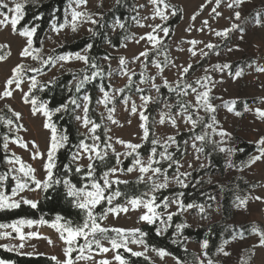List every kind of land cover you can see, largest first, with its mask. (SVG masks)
Returning a JSON list of instances; mask_svg holds the SVG:
<instances>
[{"label":"snow or ice","instance_id":"1","mask_svg":"<svg viewBox=\"0 0 264 264\" xmlns=\"http://www.w3.org/2000/svg\"><path fill=\"white\" fill-rule=\"evenodd\" d=\"M89 0H66L62 9L63 19L58 13L61 9L53 7L48 14L49 31L60 35L65 30L76 33L85 24L93 40L100 36H106L99 29L126 30V21L114 16L110 23L102 22L103 14L93 13L87 10ZM209 3L212 0H208ZM249 0H230L227 3L229 9H240ZM123 0H115V5L120 6ZM152 5V20L159 19V24L145 25L138 16L131 19L139 27H148L151 31L141 35L138 39L135 34L124 37V40H133L139 44L145 41L144 51L132 57L129 61L126 57L119 58L118 70L114 73L111 69V56L104 55L97 58L91 55L94 42L87 43L83 49L75 52L44 54V40H39L36 46L38 30L45 20V14L39 9L43 7L41 0H0V30L10 26L13 35L24 39L25 43L20 51V57L35 61L38 67H31L21 62L11 70V75L6 79L0 101L13 97L14 92L22 93L23 103L30 105L33 116L40 115L44 118L43 128L48 131V147L46 152H41L35 141H25L19 135L21 131H27L20 123L21 113L5 105L12 118L0 116V123L8 128V132L0 134V149L3 150V162L7 166L0 171V212L14 211L22 206L38 209L39 201L30 198L27 193H43L44 198L55 193L67 199L70 205L78 210L79 221L70 217L57 215L53 221L41 217L39 220L20 217L9 223H0V240H18L19 244H0V248L8 252H18L26 246V242L32 238H44L49 244L53 241L48 237H41L33 228L49 226L56 231L63 245L64 259L61 261L53 256L51 259L55 264H132V258H142L148 264L155 261L148 255L154 253L161 261L165 257H171L175 264H219L213 259L216 257H229L232 253L228 246L237 239H245V230L229 226L230 236L223 238L215 251L211 252L210 238L200 241V252L193 254V259L188 261L174 255L167 248L149 243V232L139 227L123 228L105 226L109 216L118 218L128 215L130 212L137 213V223L145 224L154 230V234L160 238H167L174 245L182 247L187 253L188 237L184 235L185 229L191 227L186 214L195 210L201 220L208 218V209L211 204L197 203L195 200L186 202V196H190L186 190L197 188L203 181L193 178V172L203 170L210 166L202 162L209 160L213 152L223 153L232 157L237 151H244L230 145L232 134L224 129L217 119L218 107H225L236 116L242 115L234 111L233 101H225L222 105L213 103L215 99H222L213 95V89L218 82L210 75V72L228 74L233 78L243 75V69L232 73L231 65L228 63H217L205 68V75L189 82L187 76L193 65H177L169 60L166 52H161L164 47V39L170 33L167 21L170 17L177 15V10L168 0H148ZM222 0H215L212 12L216 16L221 13L217 11ZM102 6V0L100 3ZM139 5L138 7H143ZM204 5H201V11ZM35 10V14L28 19L29 10ZM135 11L136 8L134 7ZM99 15L100 19L96 16ZM199 12L192 16L196 19ZM264 14H255V25L264 27ZM236 21L241 19V11H234ZM23 22V23H22ZM203 26H208V21H203ZM201 31L203 28L200 29ZM243 29L238 23H232L229 27L215 31L217 37L227 39L233 31ZM160 33H163L161 36ZM241 39L243 36L241 35ZM111 45V40L105 41ZM191 47L188 51L193 57L198 53L207 57L209 52L219 55L217 45L209 42L204 49L196 46L202 41H188ZM62 46V45H61ZM127 47V43L122 44ZM7 44L0 45V52L9 48ZM183 51V49H179ZM233 51L232 48L228 49ZM152 52L157 56L163 54V60L153 58L149 60ZM7 54H0V62L7 59ZM143 58V59H142ZM100 59L108 62L107 71L100 63ZM79 62L83 65L78 71L69 69L71 79L64 85H60L65 92L62 102L53 104L51 98H43L45 92H49L59 84V77L53 76L47 81L40 77L57 65L64 68L65 65ZM139 62L140 71L137 73L129 67V64ZM156 69L151 73L149 68ZM175 67L178 70L177 78L169 80L165 75L167 68ZM255 71L264 73V66L256 61L248 64ZM126 77V83L122 87H115L112 83L113 75ZM27 81L28 90L24 91L22 85ZM107 81V83H105ZM159 81V82H157ZM95 87L99 95L94 99L91 89ZM136 97V98H134ZM191 97V99H189ZM137 98L139 103H137ZM261 102H264L262 99ZM123 106L124 112L129 117H137L139 120V143L126 141L119 137H113L112 125L123 127L117 118V104ZM159 106V119L152 117L150 106ZM99 119L93 113L97 109ZM245 111H254L256 117L264 121V108L250 109L247 102L244 104ZM67 121V123H63ZM107 121V123H105ZM132 123L131 119L127 120ZM78 125V138L75 142L71 140L69 125ZM169 126L173 130L163 136L159 135L156 127ZM183 126V132L181 127ZM84 129V131H80ZM13 133H16L13 135ZM184 135L187 138H182ZM252 143V142H250ZM10 144H14L31 153L32 160L43 161L41 170L43 177H38L37 169L26 162L21 156L11 150ZM31 144V149L29 148ZM254 153L246 161H242L237 167L231 159L226 162L227 168H237L243 171L250 168L258 161H264V136L254 142ZM116 145H120L122 151H117ZM147 146V154L143 151ZM211 146L212 152L206 148ZM191 149V152L189 151ZM68 153V161L60 163V153ZM191 156L188 160L186 157ZM87 161V164L82 161ZM193 161L196 162L194 165ZM127 162V166H125ZM183 169V170H182ZM136 173L135 180L121 179L122 176ZM74 177L78 180L74 181ZM209 183L211 181H208ZM121 185L124 188H121ZM133 185L135 191L128 189ZM141 185L143 186L141 188ZM255 200L264 202V197L256 196ZM208 201H215L216 197L207 196ZM249 197L236 196L233 201L237 209H246ZM97 209H100L99 211ZM28 229V231H25ZM226 231L228 229H225ZM209 235L211 229L208 230ZM249 235L258 237V243L251 249H245L247 255H241L238 264H251L255 256L256 248H264V229L255 225L251 226ZM133 246L136 249L134 250ZM112 253L109 257L107 254ZM25 254V253H19ZM127 254V255H126ZM33 255V253H26ZM97 257H101L97 259ZM0 264H12L11 261L0 259Z\"/></svg>","mask_w":264,"mask_h":264},{"label":"rangeland","instance_id":"2","mask_svg":"<svg viewBox=\"0 0 264 264\" xmlns=\"http://www.w3.org/2000/svg\"><path fill=\"white\" fill-rule=\"evenodd\" d=\"M43 1L46 0H41V2ZM133 1L136 8V16H138L142 23L145 25L161 23L158 18L155 20H152L151 18L144 19L145 17H151L152 14V5L148 3V0ZM169 2L182 9V21L175 28L173 36L168 42V50L163 52H166L169 60L174 61L177 65L187 66L189 63L193 65V68L187 76L189 82L205 75L204 69H210L212 65L217 63L230 64V71L232 73H235V71L239 69H243V75L239 78H233V76H230L228 74L229 70H225L224 73L210 72V75L215 81L222 80V82L216 83L213 89V95L222 99H215L213 103L216 105H222L225 101L235 100L236 103L233 106L234 111H239L242 115L236 116L234 112H229L227 108L218 107L216 113L217 119L223 125L224 129L232 134V140L230 141L231 146L234 147V145L240 140L249 143L252 142L254 144L256 140L261 136H264V121L259 120L254 111H245L244 104L247 102L250 109L264 108V102H261L262 99H264V73L255 71L254 67L235 65L244 60H250V63L256 61L260 66H264V27H257L254 22L255 14L257 12L264 14V0H249V2L245 3L240 9H229L226 5L230 0H222L220 7L217 9V11L221 13L220 16H216V14L212 12V9L216 7L215 0H212L211 3H209L208 0H169ZM100 3L101 0H89L87 10L97 14H104L115 6V0H102V6H100ZM139 5L144 6L138 7ZM201 5H204L202 11ZM236 10L241 11V19L239 21H236L234 18V11ZM197 12H199V15H197L196 19L193 21L191 18ZM172 17H170L169 20ZM96 18L100 19V16L97 15ZM262 19H264V17H262ZM205 20L208 21L207 27L203 26V21ZM232 23H238L243 29V32L241 33L239 30L233 31L229 34L227 39L215 35V31L223 30L229 27ZM89 27L92 26L85 24L76 33L65 30L60 35L48 31L44 38V54L51 55L53 49H57L65 43L91 35L88 32ZM201 28H203L202 31L200 30ZM118 31L119 30L112 32L111 29H109L108 33L110 36H113ZM149 31H151L150 28L139 27L132 20L130 36L135 34V37L138 39L141 35H144ZM160 35L162 36L163 33H160ZM241 35L243 36V39H241ZM191 40L202 41V43H199L196 48L204 49V51H208L204 46L209 42L217 45L218 47L215 51H218L219 55H216L215 52H209L207 57L202 58L199 53L193 57L188 51L191 47L188 41ZM24 43L25 41L23 38L12 34L10 26L0 30V45L7 44L10 46L0 52V54H7L10 52V55H7V59L0 62V91L3 90L6 79L11 75L12 68L18 63L23 62L31 67H38L37 63L30 58L24 59L20 57L19 53L22 50ZM124 43H127V47L121 46L120 48H115L111 45L106 46V50L111 56V69L114 73L118 70L119 58L121 56H124L131 61L132 57L138 55L141 51H144L146 46L150 47L149 45H146L145 41H141L137 44L133 40H127ZM229 48H232L233 51L229 52ZM179 49H183V51H180ZM163 58V54L156 57V59L159 60H163ZM101 64L105 66L107 71L108 62L101 59ZM81 67H83V65L79 62L67 64L64 68H60V66L57 65L50 70H46V74L40 77V79L47 81L53 76L59 77L68 73L69 69L76 71ZM129 67L134 69L137 73L140 71L139 62L135 64L130 63ZM149 71L154 74L156 69L150 66ZM165 75L169 80H174L177 78L178 70L175 67L169 66L165 71ZM126 80V77L121 78L119 75L115 74L112 77V83L115 87H122L126 83ZM22 87L24 91L28 90L27 81H25ZM189 99H191V97H189ZM137 103H139L138 98ZM6 104L10 105L15 111L21 113V119L18 123L22 124L27 131H21L19 132V135L22 136L25 141H35L39 146V150L41 152H46L49 133L43 128L44 118L40 115H32L30 105L23 103L22 93L19 91L14 92L12 98L0 101V110L6 108ZM101 111H103V108L97 109L96 116L98 118V112ZM158 111L159 109L156 111V119H159ZM116 116L123 124V127L112 125V132L110 134L114 138L119 137L126 141L139 143L140 129L138 126V118L129 117L128 113L124 112L123 106L119 103L117 104ZM128 119L132 120L131 124L127 123ZM105 123H107V121H105ZM76 126L78 128V125ZM80 131L82 132L84 129H80ZM156 131L159 135L163 136L166 133H171L173 130L169 126H157ZM181 131L183 132V126L181 127ZM15 134L16 133H13V135ZM10 148L37 169L38 177H43V172L41 170L43 161L39 159L32 160L29 151L19 148L14 144H10ZM29 148L31 149V144H29ZM116 148L117 151L123 150L120 145H116ZM189 151L191 152V149H189ZM223 156L226 162L228 159L232 158L227 157L225 154H223ZM186 159L191 160L192 157L188 156ZM201 159L202 162L209 165V160H204L203 157ZM82 163L87 164V161H82ZM193 163L194 165L196 164L195 161H193ZM210 166L201 170H209V173L201 178L205 183L202 189H208L209 192L207 195L215 196L216 200L211 204V208L208 209L207 219L201 220L195 210H190V212L186 214L188 223L191 224L190 228L200 229L222 221L223 215L221 202L225 191L235 192L236 196L249 197L246 209H237L233 204V217L228 223L229 226H264V202L254 199L256 196L264 197V161H258L256 164L252 165L250 168H245L243 171H238L237 168H227V174L225 177L220 176L215 170L210 169ZM201 171H198V173ZM194 173L195 171L193 174ZM136 175V173H133L131 175L122 176L121 179L134 181ZM208 181L211 182L209 183ZM240 182L244 184L243 186H246L247 189L245 187L242 188ZM26 195L30 198L37 199L38 201H40L42 197V193L39 192L27 193ZM209 202L210 201L206 199V206ZM137 215L138 214L135 212H130L128 215H121L118 218L109 216L108 220L105 221V226L142 228L145 224H138L136 222ZM31 230L38 231L41 234V237L50 238L53 243L49 244L48 240L44 238H32L26 242V246L23 249L19 250V253L25 254H19L18 252L9 253L27 257L44 256L51 258L55 256L61 261L64 259L63 245L54 229L45 225ZM25 231H28V229H25ZM19 243L18 240H0V244ZM257 243V236L245 235V239H237L228 246V250L232 253L231 256H214L213 259L218 260L219 264H238L241 255L248 254L244 250L251 249L252 246ZM133 248L134 250H140L136 249L135 246H133ZM0 249L4 250L2 248ZM187 249L188 251L187 253H184V257L186 260L191 261L193 259V254H198L200 252V243L188 239ZM26 253H33V255L29 256L26 255ZM107 255L110 257L112 253H108ZM148 255L153 261H155V264H175V261L171 257H165L164 260L161 261L154 253L150 252ZM99 258L101 257H97V259ZM81 264H83V262H81ZM251 264H264V248L258 247L255 249V256L252 257Z\"/></svg>","mask_w":264,"mask_h":264},{"label":"trees","instance_id":"3","mask_svg":"<svg viewBox=\"0 0 264 264\" xmlns=\"http://www.w3.org/2000/svg\"><path fill=\"white\" fill-rule=\"evenodd\" d=\"M169 2V0H168ZM43 4V7L39 9L40 12H43L45 14V20L42 23L41 28L38 30V39L36 40V46L39 47V40L45 38L47 32L49 31L48 28V14L50 13L51 9L53 7H58L61 9V12L58 13L61 20L63 19V11L62 9L65 6L66 0H46L41 2ZM170 3V2H169ZM172 5V4H171ZM175 9L177 10V15L173 16L169 21H167V26L170 27V33L168 37L164 40V47L162 48L161 52L168 50V42L172 38L175 28L181 23L182 21V9L179 6H175ZM135 7L133 0H123V3L120 6H114L111 10L106 11L103 14V21L110 23L114 16H119L123 18L126 21V30H119L115 35L110 36L108 31V28L105 29H99L100 32L106 33V36H100L93 40L91 38V35L82 37L81 39L65 43L64 45L60 46L59 48L55 49L56 53H66V52H75L80 51L84 48V46L87 43L94 42V47L92 49L91 55L96 56L98 59L102 58L104 55H109L108 51L106 50V46L109 45L106 43V39L111 40V46L115 48H120L122 44L125 42L124 37L130 36L131 34V24L132 19L131 17L136 16V10L134 11L133 8ZM35 14V10L30 9L28 12V19L32 17V15ZM23 23V22H22ZM52 54H55L52 52ZM158 57L155 52H152L149 60ZM101 63V59H100ZM241 63V64H240ZM240 63H237L235 66L242 65V66H248L250 64V60L242 61ZM78 71V70H76ZM71 79V76L68 73H65L61 76H59V84L55 88L51 89L49 92H45L43 94V98H51L53 101V104L62 102L65 99V92L62 90L60 85L66 84ZM106 83V81H105ZM92 95L94 99L98 96V91L95 87L91 89ZM159 109V106H150L149 111L152 115V117H155L156 111ZM239 109V108H238ZM241 109V107H240ZM93 115L96 116V113H93ZM0 116H6L8 118L15 119L12 117L11 113L7 111V108H3L0 110ZM97 119H99L96 116ZM18 123V122H17ZM67 123V121L63 122ZM8 132V128L5 127L2 123H0V134ZM69 133L71 135V140L75 142L78 138L77 134V126L75 124L69 125ZM182 138H187L186 135H184ZM234 147L238 149H243L244 151H237L231 158V161L239 167L242 161H246L250 155L254 154L255 144L249 143L246 141H238ZM145 152V155L147 154V146L143 150ZM207 152H212L211 146H208L206 148ZM4 153L3 150L0 149V171L5 170L7 167L3 162ZM68 161V153L62 151L60 153V163H66ZM210 169L215 170L220 176L225 177L227 174V167H226V160L222 153H216L213 152L210 157ZM125 166H127V162H125ZM209 173V170L201 171L200 173L195 172L193 174V178L195 179H201L203 176ZM78 180V177H74V181ZM205 185L204 182H202L197 188H188L186 191L188 193H191L190 196H186V202H190L192 200H195L197 203H204L206 205V199H207V193L209 192L208 189L203 190L202 187ZM240 182V186L243 188L246 186H243ZM143 186L141 185V188ZM121 188L123 189L124 186L121 185ZM128 189L131 191H135V188L133 185H129ZM247 189V188H246ZM235 192H229L225 191L223 194L222 202H221V209H222V215L223 219L221 222L212 224L211 226L203 227L200 229H193L188 228L185 229L184 235L187 236L189 239L193 240L194 242L200 243L204 238H210L211 244H210V253L215 251V248L217 245L220 244L221 240L223 238H228L230 236L231 229L229 228V222L231 221L233 217V201L235 200ZM209 204H213V201H210ZM98 211L100 209H97ZM57 215L70 217L74 221H79L80 215L78 213V210L73 208L69 201L67 199H64L61 196H57L55 193H52L49 195V198L45 199L44 194L42 193V197L38 204V209H31L28 206H22L20 209L14 210V211H3L0 212V223H9L15 219H18L20 217H28L32 219L39 220L41 217L48 221H53ZM252 225H234L236 228H243L245 230V235H249ZM261 229H264V226H258L255 225ZM144 231L149 232V243L155 244L157 246H162L167 248L170 252H172L174 255L181 257L182 259H185L184 253L182 247L178 245H174L170 242L167 238H160L155 236L154 230L152 228H149L147 225L142 227ZM211 229V234L209 235L208 230ZM225 229H228L227 231ZM127 255V254H126ZM214 257V256H213ZM212 257V258H213ZM0 259L9 260L12 262V264H55V262L49 258L44 256L39 257H27V256H20L17 254L9 253L4 250L0 249ZM132 264H148V262L144 261L142 258H132Z\"/></svg>","mask_w":264,"mask_h":264}]
</instances>
